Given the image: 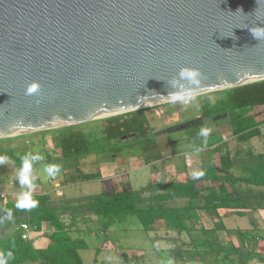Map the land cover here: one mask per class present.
Listing matches in <instances>:
<instances>
[{
	"label": "water",
	"instance_id": "obj_1",
	"mask_svg": "<svg viewBox=\"0 0 264 264\" xmlns=\"http://www.w3.org/2000/svg\"><path fill=\"white\" fill-rule=\"evenodd\" d=\"M257 26L264 0H0V139L169 102L185 66L198 95L264 80Z\"/></svg>",
	"mask_w": 264,
	"mask_h": 264
},
{
	"label": "trees",
	"instance_id": "obj_2",
	"mask_svg": "<svg viewBox=\"0 0 264 264\" xmlns=\"http://www.w3.org/2000/svg\"><path fill=\"white\" fill-rule=\"evenodd\" d=\"M198 98L200 117L194 122L212 123L216 118H222L238 143L259 135V127L264 125V119L255 122L250 113L253 108L264 106V80L198 95ZM96 121H101L100 127L87 131L80 129ZM181 126L184 125L178 124L173 128ZM163 130L166 132V129ZM151 132L146 109L142 108L82 124L22 134L16 136L26 139L22 145L9 143L0 146V154L7 155L10 162L6 164H11V170L17 171L21 157L37 150L43 157L42 163L61 165V174L56 177L59 178L67 175L66 171L70 170L67 164L73 160L94 156L99 163L118 157L137 156L135 154L142 151V144L150 139ZM48 134L56 157L44 149L45 136ZM37 136H40L39 139H33ZM11 139L1 138L0 144ZM212 153L217 157L218 165L202 164L204 175L200 179L148 183L134 190L130 182L121 176L111 179L101 192L73 200L52 199L48 186L51 179H45L40 164L34 165L39 175L34 185H41L44 193L33 195L38 205L31 210H17L16 203L10 201L5 205L0 204V256L11 251L14 259L8 264H83L80 252L87 245L84 240L71 236L70 226L87 216L95 217L104 232L115 221L133 216L146 232L157 231L160 223H163L169 230L180 234L196 229L201 218L208 219L215 230H220L218 227H222L224 215L219 212L222 210L236 217H244L261 207L260 203L249 205L236 187L245 185L264 190V154L237 158L228 149L222 152L219 144L212 148ZM233 169L238 170L239 174L235 175ZM72 171L81 181L100 180L98 172L84 173L78 168ZM123 176L126 177L125 174ZM71 177L75 180V175ZM261 195L264 197L263 192ZM175 200L182 203L172 205ZM6 210H12V220L5 218ZM61 215L69 217L68 224L60 218ZM21 224H28L34 231L41 230L45 224L49 226L51 233L47 247L36 249L31 240L23 239ZM215 252L217 261L245 264V260L257 259L264 262V254L247 252L242 244L231 251L218 248ZM135 255L136 251L131 250L123 255V259H133Z\"/></svg>",
	"mask_w": 264,
	"mask_h": 264
},
{
	"label": "rangeland",
	"instance_id": "obj_3",
	"mask_svg": "<svg viewBox=\"0 0 264 264\" xmlns=\"http://www.w3.org/2000/svg\"><path fill=\"white\" fill-rule=\"evenodd\" d=\"M211 98L214 97L211 96ZM145 109L146 116L152 126V132L150 139L142 144V151L135 154L137 156L133 160L132 170L145 169L146 172L141 171L138 176H133L128 171L129 167H126L113 173L116 177L122 176L123 180H128L134 190H138L148 183H167L191 179L194 178V172L200 171L202 164L218 165L217 157L212 153V148L217 144L220 145L222 152L228 149L237 158H247L264 152V127L260 139H250L238 143L222 118H216L214 123L194 122L200 117L199 98L197 105H172L170 102H164L145 107ZM178 124L184 126L173 128ZM100 126L101 121H96L88 123L80 129L87 131ZM202 127L210 129L207 138L199 135ZM163 129H166V132ZM39 137L33 139L37 140ZM46 137V148L55 151L50 135L48 134ZM12 138L8 142L4 141L0 146H6L9 143L18 146L26 140L16 136ZM91 158L95 162L97 161L94 156ZM117 159H121V157ZM90 162L88 160L86 163H81L73 160L67 164V168L71 170L70 173L77 166H80L83 172L88 170L97 172V169H94L96 167L90 165ZM11 169V164L0 167V184L9 194V201L16 202L18 194L24 189L16 180L17 171ZM232 172L235 175L239 174L238 170L233 169ZM124 174L126 177L123 176ZM78 181H80L79 178ZM105 187L102 182L93 180L61 187L62 190H55V192L57 195L59 194L58 196L63 192L65 198H79L97 194ZM236 188L249 205L260 203L261 207L257 206L256 211L244 217H236L232 216V213L220 211L221 215H224L222 227H218L220 230H215L211 221L206 218H201L193 231H184L180 234L175 230H169L163 223H160L157 231L146 232L142 229L137 218L133 216L122 221H115L105 232L99 225L91 221L85 222L89 231L94 232L95 236L90 237L88 232L79 236V239L84 240L87 245V248L80 252L82 263L134 264V261H129L130 259H123L124 254L133 250L137 251L139 256L138 258L136 256V264H236L232 261H217L215 250L225 248L231 251L240 244L247 252L264 254V197L261 195L264 190L245 185ZM37 191L40 190L37 189ZM35 192L36 190L33 189L32 193ZM245 264H264V262L257 259L245 260Z\"/></svg>",
	"mask_w": 264,
	"mask_h": 264
},
{
	"label": "clouds",
	"instance_id": "obj_4",
	"mask_svg": "<svg viewBox=\"0 0 264 264\" xmlns=\"http://www.w3.org/2000/svg\"><path fill=\"white\" fill-rule=\"evenodd\" d=\"M250 31L254 38L260 40L264 38V27H251ZM204 74L196 67H181L178 74L171 77L169 80H164L168 89L167 95L164 96L172 105H197L198 91L202 87ZM41 91V84L39 81H33L26 87L25 94L28 96L38 95ZM39 103V99L36 101ZM210 129L201 128L199 135L207 138ZM43 157L37 151L33 150L21 157L20 166L17 170L16 180L24 189L18 194L15 204L17 210H31L38 205V201L34 199L32 189L34 187L33 169L34 165L40 164L42 166V173L45 179L56 178L61 174V165L56 163H42ZM10 162V158L5 154H0V165ZM204 173L196 171L193 173L195 179H200ZM5 218L7 220L13 219L12 210H6ZM14 259L13 253L7 251L0 256V264H8V261Z\"/></svg>",
	"mask_w": 264,
	"mask_h": 264
},
{
	"label": "crops",
	"instance_id": "obj_5",
	"mask_svg": "<svg viewBox=\"0 0 264 264\" xmlns=\"http://www.w3.org/2000/svg\"><path fill=\"white\" fill-rule=\"evenodd\" d=\"M250 114L253 116L255 122H261L264 119V106L263 107H255V108H253V110L251 111ZM263 127H264V125L259 127V135L257 137H255V138H253L254 140L256 138H259V139L261 138V136L263 134V131H262ZM46 141H47V137L45 136V142ZM44 149L50 155H52L53 157H56V152L53 151V150L52 151L48 150L46 148V145L44 146ZM257 154H264V152L256 153L255 155H257ZM134 158H135V156L134 157H121V159H115L114 161L97 163L91 158V156H88V157L80 160V162L81 163H84V162L86 163L88 160L91 161L90 165L95 166L96 168H94V169H97V172L100 175V180H95V181L102 182V185L108 186L109 181L111 179L116 178V176L113 173H115L116 171H119V169H124L126 167H129L128 171L131 172L133 174V176H138V174H140L141 171L142 172L143 171L146 172L145 169H143V170L141 169L140 171H137L135 169L132 170L133 169L132 167L134 165V162H133ZM95 160H96V158H95ZM76 168L83 170L80 166H77ZM69 171H71V170H67L66 171L67 175L59 177V178H53L48 183V186H49V189H50V195H51L52 199H55V200H61V199L73 200V199H77V198H74V197L65 198V194L63 192H61V194H62L61 196H58L56 194V192L54 191V190H59V189L62 190L63 187L73 186V185H76V184H78L80 182H83L80 179H79L80 181H78V176H76V174L73 173V172L70 173ZM200 171H201V167H200ZM88 172L92 173L93 171L92 170L91 171L88 170L87 172H84V173H88ZM73 175H75L77 177V178L74 177L77 180H72L71 176H73ZM33 176H34V180L38 179V177H39L38 172L36 171L35 168L33 169ZM177 182H183V181H177ZM10 184H12V183H10ZM33 189L36 190V192L33 195L44 193V189L41 187V185H34ZM37 189L40 190V191H37ZM14 203H16V202H14ZM181 203L182 202H180V203L179 202H175V204L172 203V205H177V204H181ZM222 211H223V213H225L224 210H222ZM226 212H229V211H226ZM219 214L221 215V212H219ZM232 216H234V215H232ZM60 218L62 220H64L66 224L69 223V220H68L69 217L67 215H61ZM88 219H90V220H88ZM223 219H224V217H223ZM89 221H91V222H93V223L98 225V223L96 222V218L95 217L87 216L84 220L79 221L80 224L79 223H74V224H72L70 226V234H71V236L73 238H79V236L83 235V233L85 234L86 232H88L90 237H94L95 233L92 232V231H89V228L86 226V224ZM85 222H87V223H85ZM109 228H108V230H109ZM50 233H51V228L49 226H47L46 224L43 225L42 229L39 230V231L31 230V232L29 233V236H30V240L32 241L33 247L36 248V249H45L47 247V245H48V242H49L48 241V236H49ZM137 253L138 252L136 251L135 257L133 259L129 260V261H134L133 262L134 264H136L135 263L136 262V256H137V258L139 257Z\"/></svg>",
	"mask_w": 264,
	"mask_h": 264
},
{
	"label": "built area",
	"instance_id": "obj_6",
	"mask_svg": "<svg viewBox=\"0 0 264 264\" xmlns=\"http://www.w3.org/2000/svg\"><path fill=\"white\" fill-rule=\"evenodd\" d=\"M8 201H9V194L5 191L3 186L0 184V204L5 205ZM20 229H22L24 232L22 235V238L30 240L29 233L31 232L32 229L29 227V225L28 224H21Z\"/></svg>",
	"mask_w": 264,
	"mask_h": 264
}]
</instances>
